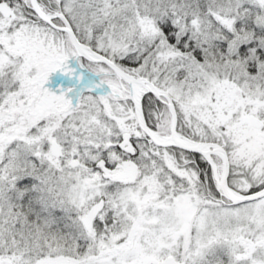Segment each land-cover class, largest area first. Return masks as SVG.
Here are the masks:
<instances>
[{"label": "snow or ice", "instance_id": "1", "mask_svg": "<svg viewBox=\"0 0 264 264\" xmlns=\"http://www.w3.org/2000/svg\"><path fill=\"white\" fill-rule=\"evenodd\" d=\"M0 264H264V0H0Z\"/></svg>", "mask_w": 264, "mask_h": 264}]
</instances>
